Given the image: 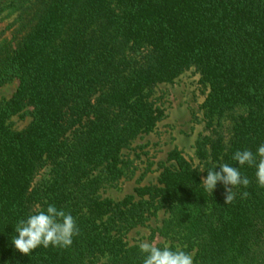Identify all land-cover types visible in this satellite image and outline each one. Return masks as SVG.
Here are the masks:
<instances>
[{"label":"trees","instance_id":"trees-1","mask_svg":"<svg viewBox=\"0 0 264 264\" xmlns=\"http://www.w3.org/2000/svg\"><path fill=\"white\" fill-rule=\"evenodd\" d=\"M10 13L0 88L18 86L0 99V264H143L128 234L161 210L158 247L193 264H264V189L256 167L232 160L264 144V0H0V19ZM190 70L205 92L194 155L175 148L156 182L104 196L135 175L127 150L167 116L156 89ZM16 115L32 119L17 129ZM222 163L251 181L230 204L222 182L200 185ZM49 204L79 235L20 253L14 226Z\"/></svg>","mask_w":264,"mask_h":264},{"label":"rangeland","instance_id":"rangeland-1","mask_svg":"<svg viewBox=\"0 0 264 264\" xmlns=\"http://www.w3.org/2000/svg\"><path fill=\"white\" fill-rule=\"evenodd\" d=\"M15 14H8L0 19V39L11 36V24ZM18 86V80L0 88V99L10 97ZM161 98L166 108V117L154 132L137 138L127 152L137 161V171L131 178H123L115 186H107L102 190L106 197L121 199L128 194L135 193L138 186L156 182L160 173L161 163L168 158L170 151L182 149L193 156L195 142L202 131L200 122V105L205 92L199 83V74L190 70L174 82L160 85L155 92ZM30 116L16 115L11 119L17 129L24 128L30 121ZM168 216L164 210L152 217L145 225L133 229L128 234L131 243L146 241L156 244L166 240L156 231ZM156 231V232H155Z\"/></svg>","mask_w":264,"mask_h":264},{"label":"clouds","instance_id":"clouds-1","mask_svg":"<svg viewBox=\"0 0 264 264\" xmlns=\"http://www.w3.org/2000/svg\"><path fill=\"white\" fill-rule=\"evenodd\" d=\"M232 160L238 162L240 167H256L257 186L264 189V144L257 148L255 154L251 150H237ZM218 166L220 171L216 170ZM218 166L206 170L207 176L202 178L200 185L205 192L213 194L218 182H222L225 187V203L230 204L236 197L233 189L239 186L247 188L251 181L246 176L242 177L239 168L228 163ZM248 196L247 191L241 193V198L246 199ZM14 227L18 235L12 237V244L17 251L29 256L40 246L67 249L73 244V237L79 235L74 217L57 209L54 204H49L46 210L37 206L27 219H20ZM138 247L144 256L143 264H193L192 255L180 248L173 250L169 245L160 248L155 242L146 241L140 242Z\"/></svg>","mask_w":264,"mask_h":264}]
</instances>
